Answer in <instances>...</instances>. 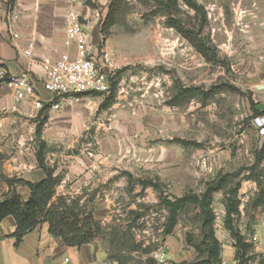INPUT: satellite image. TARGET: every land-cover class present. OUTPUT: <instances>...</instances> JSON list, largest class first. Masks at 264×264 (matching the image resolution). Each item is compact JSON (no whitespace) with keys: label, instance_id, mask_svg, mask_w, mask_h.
<instances>
[{"label":"rangeland","instance_id":"374dc122","mask_svg":"<svg viewBox=\"0 0 264 264\" xmlns=\"http://www.w3.org/2000/svg\"><path fill=\"white\" fill-rule=\"evenodd\" d=\"M113 1L71 0L80 23L93 27V42L113 51L114 92L41 116L32 105L24 125H1L0 198L8 180L36 178L41 152L62 177L57 194L78 199L100 222V235L89 244L95 264H187L200 256L194 250L200 210H181L167 235L164 197L200 196L208 183L226 178L211 204L214 229L226 230L233 189L237 228L264 216V206L254 205L264 188V132L251 107L264 109V0H196L200 13L180 1L173 20L201 49L170 27L154 0H122L103 35ZM15 5L0 0L9 29ZM189 88L202 94L176 100ZM143 181L158 187L144 188Z\"/></svg>","mask_w":264,"mask_h":264},{"label":"crops","instance_id":"0c3cea01","mask_svg":"<svg viewBox=\"0 0 264 264\" xmlns=\"http://www.w3.org/2000/svg\"><path fill=\"white\" fill-rule=\"evenodd\" d=\"M0 12V67L7 69L10 74H28L38 81L42 75L44 58L56 59L64 53L75 54V47L68 42L66 35L70 22L77 18L78 12L71 0H16L15 21L10 29L3 19L4 8ZM88 28L93 29L90 25L86 26L88 32L92 30ZM31 41L35 43V49L32 57L26 59L22 51ZM29 106L32 104L18 102L14 93L0 81V126L24 125V118L30 112ZM45 112L48 110H44L43 114ZM44 177L43 171L38 169L36 178L19 174L17 179L37 182ZM15 186L18 193L23 194L24 198L28 197L29 190L26 187ZM3 187L4 192L9 193L10 186L5 184ZM257 218L248 228L246 225L238 228L247 237V242L253 245L251 255L256 258L251 264H257L261 258L264 260V216ZM16 227L13 217L5 218L0 224V264H95L89 244L80 248L67 246L61 239L49 234L48 224L37 227L16 246L13 236ZM215 234L221 244L222 264H237L234 240L230 234L221 228L215 229ZM253 236L257 237L256 241L252 240ZM171 258L177 262L184 260L177 255Z\"/></svg>","mask_w":264,"mask_h":264},{"label":"trees","instance_id":"16d2710c","mask_svg":"<svg viewBox=\"0 0 264 264\" xmlns=\"http://www.w3.org/2000/svg\"><path fill=\"white\" fill-rule=\"evenodd\" d=\"M121 1L114 0L110 6L101 28V33L105 36L108 35L110 28L116 23ZM138 1L144 3L148 0ZM154 1L157 8H159L160 15L167 16L169 19L170 27L175 28L184 38L201 49L198 38H195L191 31H186L179 21L173 20L176 15L175 9L180 1L190 9L200 13L201 7L196 0ZM11 2L15 3V0H11ZM114 88L115 83H111V93L114 92ZM197 93L202 94L200 90L195 88L183 89L178 92L176 100L182 97L193 98ZM251 107L255 116H264V109L258 111L255 107ZM42 114L43 110L40 116ZM37 162L38 167L45 175L42 180L37 182L23 179L8 180L10 191L0 198V224L7 217L15 219L17 227L13 236L16 239V246L21 244L26 235L43 224H48L49 234L52 237L61 239L67 246L80 248L90 244L97 239L101 232L100 222L95 219L93 211L85 205H80L78 199H71L69 196L62 194L58 195L57 187L61 184L62 177L60 175L55 176L54 170L47 167L44 155L41 152L37 155ZM260 162L259 159L256 164L257 167ZM15 184L22 185L29 190L27 198H24L13 189ZM141 184L144 188L149 186L158 187L151 181H143ZM224 187H226V178L208 183L205 191L200 196L189 193L173 200L164 197L161 201L168 210L165 226L167 235L173 232L181 210L190 205H195L200 210L201 241L194 246V250L200 256L197 260L187 264H222L221 244L215 234V214L212 211L211 204L214 194L223 190ZM237 192V189H233L228 193L224 227L234 240L237 264H251V261L256 258V256L251 255L253 245L247 242V237L235 225V217L240 215V202L236 197ZM254 205L255 207L264 206V188L260 189ZM257 264H264V260L259 259Z\"/></svg>","mask_w":264,"mask_h":264},{"label":"built area","instance_id":"2783aa9c","mask_svg":"<svg viewBox=\"0 0 264 264\" xmlns=\"http://www.w3.org/2000/svg\"><path fill=\"white\" fill-rule=\"evenodd\" d=\"M66 35L68 42L75 47V54L64 53L56 59L44 58L38 81L28 74H10L0 67V81L14 93L17 101L31 103L37 113L59 110L80 103L88 96L110 93L117 68L113 51L94 43L86 26L77 18L70 22ZM34 49L35 43L29 42L22 51L23 56L30 59ZM255 122L264 132V116L257 117ZM252 240L256 241L257 237L253 236ZM165 257L166 253L162 252L161 263Z\"/></svg>","mask_w":264,"mask_h":264}]
</instances>
